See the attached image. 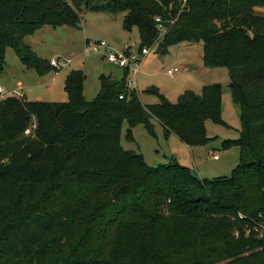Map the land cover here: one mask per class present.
<instances>
[{"label":"trees","instance_id":"trees-1","mask_svg":"<svg viewBox=\"0 0 264 264\" xmlns=\"http://www.w3.org/2000/svg\"><path fill=\"white\" fill-rule=\"evenodd\" d=\"M83 6L125 13L140 48L203 43L204 66L229 71L241 128L226 145L240 147V165L200 180L175 159L149 166L121 143L125 123L128 141L140 124L157 137L155 119L166 139L208 145L206 123L225 125L220 84L176 103L151 86L160 101L144 106L124 71L102 75L89 102L85 74L71 70L66 102L0 100V264H264V0H0V77L8 47L40 76L60 72L24 39L46 25L79 28Z\"/></svg>","mask_w":264,"mask_h":264},{"label":"rangeland","instance_id":"rangeland-1","mask_svg":"<svg viewBox=\"0 0 264 264\" xmlns=\"http://www.w3.org/2000/svg\"><path fill=\"white\" fill-rule=\"evenodd\" d=\"M258 12L263 14V9H259ZM124 16L125 13L111 14L93 11L83 6L80 11L82 23L79 28L43 27L41 31L29 37L28 43L33 46L39 57L60 60L66 65L58 73L50 72L40 76L36 70L23 67L10 49L5 72L0 78V86L4 88L6 95L23 89L27 101H68L64 90L65 78L71 70H81L86 76L85 99L93 101L100 91L101 76H112L115 80H120L123 71L108 62V53L104 49L86 52L87 41H105L114 51L120 50L126 43L134 42L139 46V31L137 28H133L131 32L125 31ZM157 45L158 43L149 48L150 53L143 60L136 78L132 74L128 76L129 80L133 79L136 83L131 90L136 92L142 104L148 106L159 103L156 95L146 93L151 86L159 88L161 94L171 103H176L178 97L186 90L200 94L204 86L220 84L223 89L221 117L225 125H216L208 121L206 127L213 140L206 146L191 148L174 135L166 139L161 125L155 119L153 123L157 137L150 136L144 125L140 124L133 129L134 140L128 141L126 139L128 125L125 123L121 135L123 148L143 154L146 163L152 167L170 164L172 159H175L189 167L200 180L214 181L232 177L240 165V147L226 143L239 138L241 119L240 109L233 103L228 87L230 82L228 69L226 67L211 69L204 66L203 43H181L170 46L165 51H160ZM174 68H178L176 75L174 77L167 75V70ZM203 192L194 190L197 196Z\"/></svg>","mask_w":264,"mask_h":264},{"label":"built area","instance_id":"built-area-1","mask_svg":"<svg viewBox=\"0 0 264 264\" xmlns=\"http://www.w3.org/2000/svg\"><path fill=\"white\" fill-rule=\"evenodd\" d=\"M157 21H160L159 18L156 19ZM100 49H104L107 54V60L109 63H111L113 66L120 68L124 71H128L129 74H132L133 76H136V74L139 72L141 64L143 62V59L150 53V49L147 47L140 48V46H137L136 43H126L123 45V47L118 50L114 51L110 45H108L105 41H95V42H87L86 46V52H89L91 50L98 51ZM51 66L58 70H62L64 67L63 62L60 60L53 59L50 61ZM178 72V68L169 69L167 70V75L174 77L176 73ZM136 83L133 80L127 81L126 89L128 91H131V88L134 87ZM0 94L2 95V98L7 97H15L18 99H24L26 98L23 90L14 91L13 93H9L6 95L5 90L2 86H0ZM124 95L122 94L120 96V99H124ZM36 127V121L32 122L31 126L24 132L26 136H29L33 130V128ZM218 157H215L217 159ZM259 238L264 237V223L259 225ZM249 233V232H248Z\"/></svg>","mask_w":264,"mask_h":264},{"label":"crops","instance_id":"crops-1","mask_svg":"<svg viewBox=\"0 0 264 264\" xmlns=\"http://www.w3.org/2000/svg\"><path fill=\"white\" fill-rule=\"evenodd\" d=\"M68 3H71V0H66ZM46 26H49V25H46ZM43 27H45V26H43ZM43 27H41L40 29H38L34 34H36L37 32H39V31H41L42 30V28ZM50 27H52V26H50ZM63 27H66V26H61V27H58V28H63ZM52 28H54V27H52ZM54 29H57V28H54ZM33 34V35H34ZM33 35H30V36H27L25 39H24V42L33 50V46L32 45H30L29 43H28V39H29V37H32ZM124 45V44H123ZM123 45H122V47H123ZM12 50L14 53H15V50L14 49H12L11 47H8L7 49H6V55H5V63H6V58H7V55H8V53H9V50ZM34 51V50H33ZM34 53H36L35 51H34ZM15 55H16V53H15ZM37 55V54H36ZM149 55V54H148ZM147 55V56H148ZM17 56V55H16ZM38 56V55H37ZM146 56V57H147ZM39 57V56H38ZM145 57V58H146ZM40 58H42V59H47V60H53V59H48V58H46V57H40ZM144 58V59H145ZM19 59V58H18ZM143 59V60H144ZM20 60V59H19ZM20 63L22 64V62H21V60H20ZM6 65V64H5ZM23 65V64H22ZM23 67H25L24 65H23ZM194 67V66H193ZM5 68H6V66H5ZM26 68V67H25ZM27 69V68H26ZM122 70V69H121ZM123 71V75H124V70H122ZM4 72H5V69H4ZM3 72V73H4ZM138 74V73H137ZM130 75V74H129ZM110 77H112V76H110ZM123 77V76H122ZM122 77H121V79H122ZM1 78V77H0ZM134 78H136L135 76H134ZM66 79V78H65ZM114 79V78H113ZM130 80H133V79H130ZM127 81H129V79L127 78ZM64 87H65V82H64ZM23 90V89H22ZM24 92V91H23ZM25 94V93H24ZM1 95V94H0ZM2 96V95H1ZM25 96H26V94H25ZM2 99H4V98H2ZM1 99V100H2ZM27 100V99H26ZM141 100V99H140ZM38 101H41V100H38ZM62 102H66L65 100H63ZM172 137V136H171ZM170 137V138H171Z\"/></svg>","mask_w":264,"mask_h":264}]
</instances>
